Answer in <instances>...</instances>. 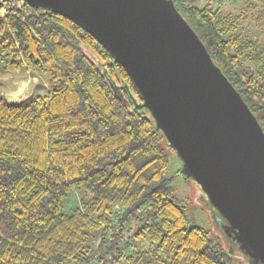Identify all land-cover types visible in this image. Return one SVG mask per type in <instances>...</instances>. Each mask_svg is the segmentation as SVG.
<instances>
[{
  "label": "trees",
  "instance_id": "16d2710c",
  "mask_svg": "<svg viewBox=\"0 0 264 264\" xmlns=\"http://www.w3.org/2000/svg\"><path fill=\"white\" fill-rule=\"evenodd\" d=\"M7 2L0 75L37 71L49 89L23 104L0 89V264H233L175 198L176 151L124 67L72 19ZM172 2L264 131V0Z\"/></svg>",
  "mask_w": 264,
  "mask_h": 264
},
{
  "label": "water",
  "instance_id": "95a60500",
  "mask_svg": "<svg viewBox=\"0 0 264 264\" xmlns=\"http://www.w3.org/2000/svg\"><path fill=\"white\" fill-rule=\"evenodd\" d=\"M72 19L129 73L226 238L264 264V131L172 0H0ZM233 252V251H232Z\"/></svg>",
  "mask_w": 264,
  "mask_h": 264
},
{
  "label": "rangeland",
  "instance_id": "374dc122",
  "mask_svg": "<svg viewBox=\"0 0 264 264\" xmlns=\"http://www.w3.org/2000/svg\"><path fill=\"white\" fill-rule=\"evenodd\" d=\"M245 7V2L237 5L225 4L223 10L234 14H242ZM252 12L248 14V20H244L242 27L239 29L247 38H254L255 24L252 21ZM47 77L37 71L24 70V72L13 75H0V89L3 97L10 104H23L36 98L43 96L49 89L47 85ZM170 156V165L166 171L167 176L173 179L174 195L179 200L181 206L185 207L188 212L190 224L205 228L210 233V239L213 240L215 246L219 249L225 247L234 253L233 264H249V260L236 248L231 245V242L226 238L225 234L218 227L212 208L206 202V195L202 192L200 186L192 179L185 178L182 174L183 162L178 157L177 153L168 151ZM80 193H75L72 206L80 201ZM100 234H97L89 242L92 250L99 253L98 246ZM124 264V262H123Z\"/></svg>",
  "mask_w": 264,
  "mask_h": 264
},
{
  "label": "built area",
  "instance_id": "2783aa9c",
  "mask_svg": "<svg viewBox=\"0 0 264 264\" xmlns=\"http://www.w3.org/2000/svg\"><path fill=\"white\" fill-rule=\"evenodd\" d=\"M16 3L19 4V2H13V1H10V2H7L6 5H10V4H11V5H15ZM21 3H23V2H21ZM21 3H20V4H21ZM19 6H20V5H19ZM5 13H6V9H3L2 14L5 15Z\"/></svg>",
  "mask_w": 264,
  "mask_h": 264
}]
</instances>
